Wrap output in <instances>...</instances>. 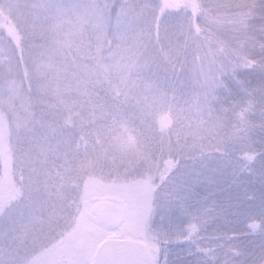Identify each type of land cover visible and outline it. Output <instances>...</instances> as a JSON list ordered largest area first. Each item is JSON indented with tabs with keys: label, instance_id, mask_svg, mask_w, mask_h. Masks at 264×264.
<instances>
[{
	"label": "snow or ice",
	"instance_id": "obj_1",
	"mask_svg": "<svg viewBox=\"0 0 264 264\" xmlns=\"http://www.w3.org/2000/svg\"><path fill=\"white\" fill-rule=\"evenodd\" d=\"M0 264H264V0H0Z\"/></svg>",
	"mask_w": 264,
	"mask_h": 264
},
{
	"label": "trees",
	"instance_id": "obj_2",
	"mask_svg": "<svg viewBox=\"0 0 264 264\" xmlns=\"http://www.w3.org/2000/svg\"><path fill=\"white\" fill-rule=\"evenodd\" d=\"M216 2H227V0H216ZM261 242L259 235H254L245 241L246 245H250L253 249H258Z\"/></svg>",
	"mask_w": 264,
	"mask_h": 264
}]
</instances>
